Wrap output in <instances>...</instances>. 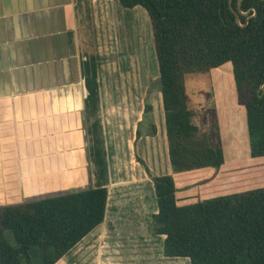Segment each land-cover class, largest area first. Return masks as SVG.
<instances>
[{"label": "crops", "instance_id": "1", "mask_svg": "<svg viewBox=\"0 0 264 264\" xmlns=\"http://www.w3.org/2000/svg\"><path fill=\"white\" fill-rule=\"evenodd\" d=\"M136 18L143 28L129 46L127 30L139 27ZM146 45L154 50L147 11L118 0H0V206L74 188L109 191L103 223L56 264H97L90 247L97 248L106 223L111 219L117 232L135 229L146 196L153 195L157 212L145 165L155 175L174 176L179 203L194 201L189 186L196 181L187 175L196 170L175 173L171 166L161 92L152 97L141 55ZM212 72L219 75L213 98L223 106L230 79L221 77L233 80L232 64ZM234 93L246 131L235 85ZM148 94L155 136L140 125ZM124 184L149 193L128 195Z\"/></svg>", "mask_w": 264, "mask_h": 264}, {"label": "trees", "instance_id": "2", "mask_svg": "<svg viewBox=\"0 0 264 264\" xmlns=\"http://www.w3.org/2000/svg\"><path fill=\"white\" fill-rule=\"evenodd\" d=\"M118 1L145 9L150 18L173 172L225 163L218 122L192 102L187 80L226 63L245 107L250 155L264 157V0ZM149 94L140 125L155 136ZM145 169L157 201L153 232L165 236L166 257H186L190 264H264V189L179 203L174 176ZM108 193L106 186L74 188L0 206V264H56L103 223Z\"/></svg>", "mask_w": 264, "mask_h": 264}, {"label": "rangeland", "instance_id": "3", "mask_svg": "<svg viewBox=\"0 0 264 264\" xmlns=\"http://www.w3.org/2000/svg\"><path fill=\"white\" fill-rule=\"evenodd\" d=\"M135 22L139 27L135 26L133 29L129 27V30H127L130 32V34L127 32V35H129V38L127 37L129 46L133 42V38L137 37L138 29L142 30L143 28V24L138 23L140 22L139 18H136ZM144 34L147 41V35H149L147 29ZM129 46L126 47L128 50ZM141 55L144 57L146 69L149 72V83L152 85L153 97L156 91H160V79L152 45L150 48L146 45L141 50ZM123 56L124 52L121 51L120 57L122 60ZM121 63L123 64L122 61ZM229 64H224V68H230L231 64ZM216 73L203 74L195 72L190 74L187 80V93L191 97L192 102L199 103L200 108L206 110L203 114L211 117L213 122L215 120L218 122L225 157V163L220 168L208 167L193 171V173L187 175L189 177L193 176L192 181H196L195 184L189 186V191H191L190 198L194 201L264 189V157H251L248 136L244 129V117L239 118L231 102V99L235 96L234 80L230 78L229 74L228 76L223 74L221 77V81L226 78L230 79V81L228 80V87H230L228 90L231 95L228 90H225L226 101L223 106H218L216 99L213 98L217 89V76H219ZM206 92L212 95L209 99L205 96ZM214 106L216 107L214 108ZM222 107H225V109ZM212 119L210 120L211 122ZM241 126L243 129L240 132L238 129ZM136 157L138 156L136 155ZM122 187L125 188L124 193L128 195L134 193L148 195L149 193L147 189L143 193V185L137 184V188H131L130 185L124 184ZM146 197L149 199V196ZM148 199L146 201L147 207L144 213L140 212L139 223L135 225V229L130 228L131 230L128 232H117L116 225L109 219L101 231L103 234L100 235L97 248L93 249V247H90V252L96 254L94 259L97 260V264H190L189 258L166 257L164 255L162 249V243L164 246L162 236L164 235L155 234L152 227L151 215L156 208L153 195H151V199ZM133 216L135 215L133 214ZM126 222L128 226L132 224L133 221H131L130 216L126 218ZM138 228L141 231H138ZM33 255L35 259H40L37 252H34Z\"/></svg>", "mask_w": 264, "mask_h": 264}, {"label": "water", "instance_id": "4", "mask_svg": "<svg viewBox=\"0 0 264 264\" xmlns=\"http://www.w3.org/2000/svg\"><path fill=\"white\" fill-rule=\"evenodd\" d=\"M231 1H232V0H230V5H231ZM241 1H242V0H239V4L241 3ZM254 10H255V9H254ZM235 13H236V15H237V18H238V13H237V12H235ZM255 14H256V10H255ZM255 14H254V15H255ZM238 20H239V18H238ZM262 88H264V86H263V85H262Z\"/></svg>", "mask_w": 264, "mask_h": 264}]
</instances>
